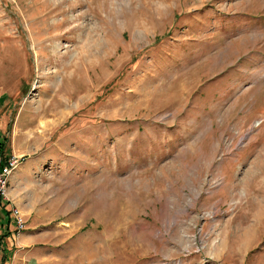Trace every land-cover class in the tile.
I'll return each mask as SVG.
<instances>
[{
    "label": "rangeland",
    "instance_id": "obj_1",
    "mask_svg": "<svg viewBox=\"0 0 264 264\" xmlns=\"http://www.w3.org/2000/svg\"><path fill=\"white\" fill-rule=\"evenodd\" d=\"M1 155L0 264H264V0H0Z\"/></svg>",
    "mask_w": 264,
    "mask_h": 264
},
{
    "label": "bare ground",
    "instance_id": "obj_2",
    "mask_svg": "<svg viewBox=\"0 0 264 264\" xmlns=\"http://www.w3.org/2000/svg\"><path fill=\"white\" fill-rule=\"evenodd\" d=\"M80 3V1H75L73 3H71L72 6H70L69 8V12H72L74 10H79L76 8V6H78V4ZM89 4V2H87ZM76 8V9H75ZM79 8V6H78ZM90 7L88 5V11H86L85 13L77 16V17H72L71 20H74L75 22H80L78 25H76V27H73L72 29L67 30V23L68 21H61L56 23L55 28V34H51L52 36H50V34L47 35V38H49L48 40L50 41L51 44H53V52H62V57L67 58L68 56V60L71 59L70 64H60V67L62 69V72L64 73V75L70 73V71L76 67L73 71L75 74H77L78 72V68H80L79 66L82 64V62L84 61V58H89L90 57V24L87 23V18L90 17ZM81 10V9H80ZM79 10V11H80ZM67 10H64L63 12H66ZM70 20V21H71ZM84 21V23L82 22ZM90 21V20H89ZM73 23V22H72ZM65 27V28H63ZM67 30V31H65ZM65 31V32H64ZM63 32V33H62ZM78 36L77 38L79 39V43H76L75 37ZM65 38L66 40H70V41H74L73 43V49H67L66 52H63V48H62V39ZM34 44L38 43L41 39L36 40L34 39ZM69 48V47H67ZM52 52V53H53ZM37 56L40 57L39 52H36ZM73 54V56H70L71 54ZM60 70L58 69L57 73L53 74V76H51L52 74L48 73L46 76H51L52 78L57 77V75L61 74V72H59ZM73 73V74H74ZM87 86H83L82 88H86ZM60 91V90H59ZM82 90L80 89L79 91H77V93L81 94ZM76 93V92H75ZM78 95V94H77Z\"/></svg>",
    "mask_w": 264,
    "mask_h": 264
},
{
    "label": "built area",
    "instance_id": "obj_3",
    "mask_svg": "<svg viewBox=\"0 0 264 264\" xmlns=\"http://www.w3.org/2000/svg\"><path fill=\"white\" fill-rule=\"evenodd\" d=\"M15 165V161H10L8 164L2 167L0 160V204L7 202L4 188L7 185L10 176L12 175ZM12 215L18 231L24 230L26 221L22 212L18 208H13Z\"/></svg>",
    "mask_w": 264,
    "mask_h": 264
},
{
    "label": "trees",
    "instance_id": "obj_4",
    "mask_svg": "<svg viewBox=\"0 0 264 264\" xmlns=\"http://www.w3.org/2000/svg\"><path fill=\"white\" fill-rule=\"evenodd\" d=\"M5 141L7 142V139H5ZM2 145H4V144H2ZM4 146H5V145H4ZM4 149H5V148H4ZM1 151H2V150H1ZM1 156H2V159H1V165H2V167H3L4 165L8 164V163L10 162V160H9L8 158H5L4 155H1ZM7 217H8V218H7L6 222H4V221H2V220L0 221L1 226L4 225V224L7 225V226L10 225V223H11V222H10V220H11V215H10V212H8V211H7ZM2 239H3V238L0 237V245H1V243H2V242H1ZM2 260H3V261L5 260V259H4V256H3V259H2ZM1 264H3V262H2Z\"/></svg>",
    "mask_w": 264,
    "mask_h": 264
}]
</instances>
